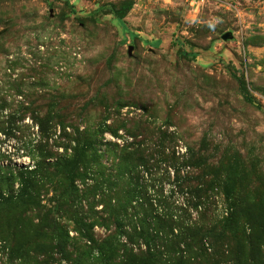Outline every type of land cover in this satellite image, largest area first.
I'll use <instances>...</instances> for the list:
<instances>
[{
    "label": "rangeland",
    "instance_id": "374dc122",
    "mask_svg": "<svg viewBox=\"0 0 264 264\" xmlns=\"http://www.w3.org/2000/svg\"><path fill=\"white\" fill-rule=\"evenodd\" d=\"M128 1L0 0V103L58 102L81 130L107 131L102 151L111 144L128 148L135 141V147L152 156L140 169V185L153 201L189 206L184 218L205 233L197 237L193 264H264V0H133V9L119 22L110 5L119 8ZM227 33L232 38L224 40ZM85 105L89 107L82 112ZM133 133L139 136L135 139ZM170 134L171 139L166 137ZM39 138L29 117L15 126L0 125V170L32 165L29 146ZM54 151L52 162L65 153ZM191 151L203 158L194 175L201 179L205 174L215 188L198 210L188 195L175 194L173 172L162 159ZM103 162L109 166L112 158ZM235 167L241 172L243 200L256 205L260 226L252 230L245 217L237 234L226 233L222 240L233 202L220 184ZM88 186L79 182L76 189L62 186L55 192L52 187L42 197L47 207H56L61 197L66 212L57 223L75 242L80 238L76 221L107 217L103 205L93 202L100 192L89 196ZM26 219L28 228L40 225L39 218ZM7 221L0 219V232ZM114 230V224L99 225L93 232L101 240ZM235 236L243 239L241 248ZM36 238L29 244L33 257L42 255L39 262L46 259L39 252L42 245L52 256L48 264H74L86 251L84 239L76 246L72 241L69 260L51 237ZM24 242L21 235L3 243L0 264H40L14 259L12 248ZM135 248L146 250L144 245Z\"/></svg>",
    "mask_w": 264,
    "mask_h": 264
},
{
    "label": "trees",
    "instance_id": "16d2710c",
    "mask_svg": "<svg viewBox=\"0 0 264 264\" xmlns=\"http://www.w3.org/2000/svg\"><path fill=\"white\" fill-rule=\"evenodd\" d=\"M133 6L134 1L131 0L119 8L110 5L109 10L121 22ZM182 52L185 58L191 57L189 53ZM133 105L142 107L139 102ZM88 107L85 105L82 112ZM7 110L10 111L9 115L5 114ZM28 117L38 128L40 140L29 146L28 154L31 156L32 165L14 171L0 170V219L8 218L6 230L0 232V248L3 243H10L11 237L23 235L26 242L16 243L17 246L12 248L14 259L21 258L26 263L35 261L48 264V259L52 258L51 253H46L48 247L44 245L40 247L39 252L44 253L46 259L39 262L38 256L42 255L33 257L30 252L33 247L29 244L36 243V237L46 235L54 241L58 252L69 260H72L67 251L70 243L73 241L72 245L76 246L80 240L84 239L87 242L88 245H84L86 249L84 255L73 260L74 264H193L192 260L198 255L194 252L197 237L205 233L196 226V223L184 218V215L190 212L189 206L184 209L176 206V202L168 204L165 199L153 201L148 190L140 185L139 177L142 174L140 169L149 164L151 155L135 147V141L129 144L128 148L120 149L117 144H111L106 151H102L100 144L107 131L100 127L94 130L89 128L81 130L79 125L72 121V115L65 112V108L58 102H50L47 105L30 103L21 106L6 101L0 103V125L15 126ZM125 122L127 125L129 120ZM171 135L166 137L171 139L173 138ZM133 136L136 139L139 135L133 133ZM55 149H63L65 153L52 162L50 159L56 154ZM106 156L112 158L109 166L103 162ZM162 159L168 170L173 172L175 194L179 195L181 192L188 195L194 204L193 208L195 210L201 208L204 200L209 198V191L215 189L205 174H202L201 179L194 175V170L203 158L197 157L191 151L190 154L179 156L176 153L164 154ZM239 173L241 172L237 167L232 168L224 183L220 184L226 197L233 202V211L222 225L220 239L226 233L236 235L241 220L245 217L248 218L246 220L252 230L260 226L255 211L256 205L243 200ZM168 176L172 178L170 173ZM54 182L57 187H53ZM79 182L86 186L90 184L89 182L94 184L88 186L85 192L94 198L101 194L98 201L94 199L93 202L95 205H103L102 214L106 213L107 217H99L90 223L76 221L78 224L76 230L79 231L80 238L75 242L70 239L67 228L57 223L60 213L66 212L60 195L56 207L43 205L42 197L50 193L52 187L53 192L62 186L66 189H76ZM16 185L19 186L18 191H15ZM171 197L173 198L172 193ZM261 212L264 215V211ZM32 214L35 217L31 216ZM26 218H39L40 225L33 224L28 228L30 225H26ZM110 224H114V232L104 239H96L94 228L99 225L108 227ZM205 230L210 232L208 229ZM238 237L234 238L236 245L241 248L243 239ZM202 239H199L201 240L199 244ZM143 245L146 247L145 251H137L135 248L138 246L139 249ZM254 249L255 247L251 256H254ZM92 256H96L93 258L94 262L89 261Z\"/></svg>",
    "mask_w": 264,
    "mask_h": 264
},
{
    "label": "water",
    "instance_id": "95a60500",
    "mask_svg": "<svg viewBox=\"0 0 264 264\" xmlns=\"http://www.w3.org/2000/svg\"><path fill=\"white\" fill-rule=\"evenodd\" d=\"M232 38V34L231 33H227L223 36V39L224 40H228V39H231ZM132 51H133V47L130 48L129 50V55H132Z\"/></svg>",
    "mask_w": 264,
    "mask_h": 264
},
{
    "label": "built area",
    "instance_id": "2783aa9c",
    "mask_svg": "<svg viewBox=\"0 0 264 264\" xmlns=\"http://www.w3.org/2000/svg\"><path fill=\"white\" fill-rule=\"evenodd\" d=\"M203 1V0H202Z\"/></svg>",
    "mask_w": 264,
    "mask_h": 264
}]
</instances>
